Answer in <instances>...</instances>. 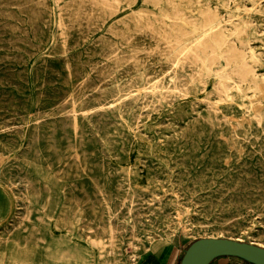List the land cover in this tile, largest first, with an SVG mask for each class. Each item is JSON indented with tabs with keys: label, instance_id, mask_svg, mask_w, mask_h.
<instances>
[{
	"label": "rangeland",
	"instance_id": "374dc122",
	"mask_svg": "<svg viewBox=\"0 0 264 264\" xmlns=\"http://www.w3.org/2000/svg\"><path fill=\"white\" fill-rule=\"evenodd\" d=\"M211 22L247 65L228 94L195 42ZM263 83L264 0H0L3 264L264 248Z\"/></svg>",
	"mask_w": 264,
	"mask_h": 264
},
{
	"label": "bare ground",
	"instance_id": "6f19581e",
	"mask_svg": "<svg viewBox=\"0 0 264 264\" xmlns=\"http://www.w3.org/2000/svg\"><path fill=\"white\" fill-rule=\"evenodd\" d=\"M119 7V6H118ZM209 17V16H208ZM140 18V17H139ZM194 25V24H193ZM61 26V24L59 25ZM217 24L211 22L207 25V28L204 29L201 33V35L196 39V45H202L203 42L206 40H208L209 42H211L213 44V53H215V59L219 61V64L221 66V72L220 74L217 75V77L219 78L220 80V83H221V87L224 89V92L228 94V91H229V88H230V84H229V81H234V75H240L241 79H242V82H245V75H246V70H247V65L245 63H242V62H239L237 60V54L234 52L233 50V47L229 44L230 42H228L227 40H224V39H220V40H217L216 38V28H217ZM194 27V26H193ZM60 28V27H59ZM163 32V31H162ZM152 34V33H151ZM166 35V34H165ZM189 35V34H188ZM62 36V35H61ZM60 36V37H61ZM186 37V36H185ZM184 38V37H183ZM188 38V37H186ZM165 41V40H164ZM64 42V41H63ZM177 42V41H176ZM179 42V41H178ZM167 43V42H166ZM188 43V42H187ZM173 44V43H172ZM180 44V43H179ZM175 45H178V44H175ZM181 45V44H180ZM187 45V44H186ZM170 46V45H169ZM180 47V46H178ZM206 47V46H205ZM184 49L187 48L186 47H183ZM177 49V48H176ZM156 50V49H155ZM173 50V49H172ZM190 50V49H189ZM187 50V51H189ZM186 51V49L184 50ZM183 51V52H184ZM170 52V51H169ZM178 53V52H176ZM187 53V52H186ZM202 53V52H201ZM241 53V52H240ZM188 54V53H187ZM186 54V55H187ZM190 54V52H189ZM203 54V53H202ZM251 54V53H250ZM171 55V54H170ZM169 55V56H170ZM179 55V54H178ZM196 55V54H195ZM185 56V55H184ZM183 57V56H182ZM185 58V57H184ZM187 59V58H186ZM200 59V58H199ZM197 59V60H199ZM185 60V59H184ZM183 60V61H184ZM201 61V60H200ZM210 65H212V58H207L206 60ZM180 62V61H179ZM223 62L225 63L226 67L225 68H222L223 66ZM120 63V62H119ZM191 63V62H190ZM198 63V62H196ZM203 63V62H201ZM206 63V62H205ZM137 64V63H136ZM204 64V63H203ZM214 64V63H213ZM178 66V65H177ZM204 66V65H203ZM206 67V66H204ZM68 68V67H67ZM134 68V67H133ZM208 69V72H211V69H210V66L207 67ZM250 69V68H249ZM70 70V69H69ZM202 71V70H201ZM177 73V72H176ZM257 76V75H256ZM71 77V76H70ZM239 78V77H238ZM165 79V78H164ZM193 79V78H192ZM147 81V80H146ZM187 81V80H186ZM173 82V81H172ZM178 82V81H177ZM201 84V83H200ZM264 84V83H263ZM154 85V84H152ZM174 86V85H173ZM137 87V86H136ZM236 87L238 90H241V86L239 84H236ZM259 87V85H258ZM261 87V86H260ZM133 88V87H132ZM155 88V87H154ZM152 88V89H154ZM139 89V88H138ZM156 90V89H155ZM154 90V91H155ZM143 91V90H142ZM146 92V91H145ZM148 92V91H147ZM164 92V91H162ZM177 92V91H176ZM179 92V91H178ZM238 92V91H237ZM263 92V91H262ZM158 93V92H157ZM160 93V92H159ZM168 93V92H167ZM131 94V93H130ZM152 94V93H151ZM179 94V93H177ZM264 94V92H263ZM120 95V94H119ZM154 95V94H153ZM183 95V94H182ZM125 96V95H124ZM146 97V96H145ZM130 98V97H129ZM226 98V97H225ZM113 99V98H112ZM134 99V98H133ZM132 99V100H133ZM153 99V98H152ZM138 100V99H137ZM228 100V99H227ZM104 101V100H103ZM106 101V100H105ZM114 101V100H113ZM112 101V102H113ZM118 101V100H117ZM120 101V100H119ZM139 101V100H138ZM132 102V101H130ZM207 102V101H206ZM222 102H224L222 100ZM259 102V101H257ZM126 104V103H124ZM73 106V105H72ZM100 106V105H99ZM103 106V105H102ZM107 106V105H106ZM209 106V105H208ZM85 107V106H84ZM112 107V106H111ZM131 107V106H130ZM147 107V106H146ZM163 108V107H162ZM215 108V107H214ZM87 109V108H86ZM103 109V108H102ZM126 109V108H125ZM129 109V108H128ZM211 109V108H210ZM254 109V107H253ZM97 110V109H96ZM104 110V109H103ZM108 110V108H107ZM131 110V109H130ZM154 110V109H153ZM256 110V109H255ZM71 111V110H70ZM100 111V110H99ZM114 111V110H113ZM128 111V110H127ZM212 111V110H210ZM254 111V110H253ZM259 111V110H257ZM115 112V111H114ZM69 113V112H68ZM72 113V111H71ZM96 113V112H95ZM103 113V112H102ZM106 113V112H104ZM216 114V112H214ZM221 113V112H220ZM249 113V112H248ZM257 113V112H255ZM86 114V113H85ZM108 114V113H107ZM119 114V113H118ZM65 115V114H64ZM106 115V114H105ZM119 116V115H118ZM138 116V115H137ZM255 116V115H254ZM223 117V116H222ZM224 118V117H223ZM149 119V118H148ZM262 119V118H261ZM76 120V119H75ZM138 120V119H137ZM227 121H228V118H227ZM74 122V121H73ZM226 123V120L224 121ZM240 122V121H239ZM262 122V121H261ZM221 123V122H220ZM117 124V123H116ZM118 125V124H117ZM226 125V124H225ZM259 125V124H258ZM121 126V125H120ZM228 126V125H227ZM241 126V125H240ZM239 127V126H238ZM75 128V127H74ZM240 129V127H239ZM244 130V129H243ZM76 131V130H75ZM234 133V132H233ZM97 134V133H96ZM99 135V133H98ZM124 135V134H123ZM248 135V134H247ZM248 138V137H247ZM182 139V138H181ZM257 140V139H256ZM237 150V149H236ZM240 151V150H239ZM247 151V150H246ZM196 152V151H195ZM244 155V154H243ZM233 161V160H232ZM2 163V162H1ZM237 165V164H236ZM228 168V167H227ZM50 169V168H49ZM110 175V174H109ZM111 177V176H110ZM253 178V177H252ZM108 179V178H107ZM130 185V184H129ZM139 189V188H138ZM236 189V188H235ZM145 192V191H143ZM99 193V192H98ZM102 193V192H101ZM151 193V192H150ZM149 194V193H148ZM153 195V194H152ZM100 196V194H99ZM153 198V197H152ZM142 200V199H141ZM149 200V199H148ZM160 200V199H159ZM158 200V202H159ZM133 201V200H132ZM48 202V201H47ZM127 202V201H126ZM155 202V201H154ZM157 202V203H158ZM131 203V202H130ZM160 203V202H159ZM49 205V203H48ZM154 205V204H153ZM161 206V205H160ZM109 208V207H108ZM129 210V209H128ZM27 211V210H26ZM137 212V211H136ZM149 212V211H148ZM31 213V212H30ZM131 213V212H130ZM134 214V213H133ZM153 214V213H152ZM113 215V214H112ZM154 215V214H153ZM152 216V215H151ZM130 217V216H129ZM28 218V217H27ZM128 219V218H126ZM30 220V219H29ZM48 220V219H47ZM238 221V220H237ZM39 222V221H38ZM43 222V221H41ZM157 222V221H156ZM124 223V222H123ZM125 224V223H124ZM113 225V224H112ZM119 227V226H118ZM124 227V226H123ZM21 228V227H20ZM116 228V227H115ZM133 228V227H132ZM135 228V227H134ZM193 228V227H192ZM204 228V227H203ZM205 229V228H204ZM120 230V229H119ZM134 230V229H133ZM113 231V230H112ZM26 232V231H25ZM106 232V231H105ZM115 232V231H114ZM119 232V231H118ZM126 232V231H125ZM133 232V231H132ZM116 234V233H115ZM118 234V233H117ZM115 237V236H114ZM34 239V238H33ZM112 239V238H111ZM43 242V241H42ZM44 243V242H43ZM114 246V245H113ZM112 248V247H111ZM114 251V249H113ZM0 264H3V261L2 259H0ZM112 264V263H111Z\"/></svg>",
	"mask_w": 264,
	"mask_h": 264
},
{
	"label": "water",
	"instance_id": "95a60500",
	"mask_svg": "<svg viewBox=\"0 0 264 264\" xmlns=\"http://www.w3.org/2000/svg\"><path fill=\"white\" fill-rule=\"evenodd\" d=\"M224 257L248 264H264V248L230 238L208 237L193 241L182 254L180 264H212Z\"/></svg>",
	"mask_w": 264,
	"mask_h": 264
},
{
	"label": "crops",
	"instance_id": "0c3cea01",
	"mask_svg": "<svg viewBox=\"0 0 264 264\" xmlns=\"http://www.w3.org/2000/svg\"><path fill=\"white\" fill-rule=\"evenodd\" d=\"M192 242L181 239H171L152 244L143 253L136 264H180L184 251ZM212 264H248L237 258L224 257L215 260Z\"/></svg>",
	"mask_w": 264,
	"mask_h": 264
}]
</instances>
